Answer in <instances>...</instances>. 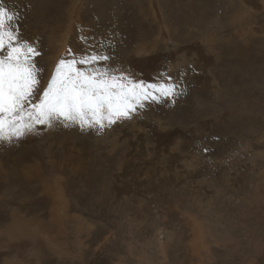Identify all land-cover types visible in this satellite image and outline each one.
Instances as JSON below:
<instances>
[{
	"label": "rangeland",
	"instance_id": "1",
	"mask_svg": "<svg viewBox=\"0 0 264 264\" xmlns=\"http://www.w3.org/2000/svg\"><path fill=\"white\" fill-rule=\"evenodd\" d=\"M0 2L41 53L36 97L90 55L176 85L103 129L0 142V264H264V0Z\"/></svg>",
	"mask_w": 264,
	"mask_h": 264
},
{
	"label": "snow or ice",
	"instance_id": "2",
	"mask_svg": "<svg viewBox=\"0 0 264 264\" xmlns=\"http://www.w3.org/2000/svg\"><path fill=\"white\" fill-rule=\"evenodd\" d=\"M16 19V13L0 2V142L11 143L36 125L51 127L53 121L65 127L103 129L131 118L144 101L176 95L172 83L146 84L91 67L109 58L90 55L60 59L42 95L36 97L42 72L36 57L41 53L21 39Z\"/></svg>",
	"mask_w": 264,
	"mask_h": 264
},
{
	"label": "bare ground",
	"instance_id": "3",
	"mask_svg": "<svg viewBox=\"0 0 264 264\" xmlns=\"http://www.w3.org/2000/svg\"><path fill=\"white\" fill-rule=\"evenodd\" d=\"M137 39H139V38H137Z\"/></svg>",
	"mask_w": 264,
	"mask_h": 264
}]
</instances>
